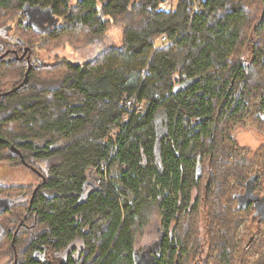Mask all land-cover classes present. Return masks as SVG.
<instances>
[{"label": "trees", "instance_id": "16d2710c", "mask_svg": "<svg viewBox=\"0 0 264 264\" xmlns=\"http://www.w3.org/2000/svg\"><path fill=\"white\" fill-rule=\"evenodd\" d=\"M161 1L0 0V30L10 22L27 32L15 42L0 36V53L28 46L38 57L30 69L26 60H0V162L36 177L32 184L0 185L16 188L11 195L37 189L23 264L247 261L236 255L245 251L240 244L231 249L232 226L245 212L255 219L246 202L254 188H264V145L249 159L231 132L264 78V0H201L199 10L195 0H176L170 11L158 8ZM24 6L49 8L55 22L37 28ZM113 22L122 31L119 45L107 34ZM71 33L77 49L94 53L44 64L41 52L50 41ZM161 35L172 41L157 48ZM61 65L65 71L57 73ZM26 73L27 81L19 80ZM131 96L142 110L125 106ZM159 114L165 130L157 147ZM196 162L203 169L198 178ZM91 173L105 180L97 184ZM17 207L22 214L25 206ZM153 207L161 217L159 239L138 249L135 233ZM260 213L264 218V205ZM261 234L247 244L259 257L252 264H264ZM34 250L45 258L34 259ZM141 251L146 255L136 260Z\"/></svg>", "mask_w": 264, "mask_h": 264}, {"label": "rangeland", "instance_id": "374dc122", "mask_svg": "<svg viewBox=\"0 0 264 264\" xmlns=\"http://www.w3.org/2000/svg\"><path fill=\"white\" fill-rule=\"evenodd\" d=\"M75 1L76 0H72L73 3ZM166 1L172 2L173 7L176 4V0H166ZM199 2H201V0H195L196 6L200 4ZM193 6L195 7L194 4ZM38 18H39V22H38L39 29L41 30L46 28L47 24L55 22V18L51 14H49L47 17H38ZM8 24H10V22ZM4 27L5 26H3L1 29H4ZM22 32L25 33L24 35H26L27 33L26 31H22ZM22 32L19 30H14V29L11 30L12 35L16 38L22 37L23 36ZM74 34L75 33L65 34V35H62L56 38L55 40L50 41V44H49L50 47L48 49H44L41 52V56H40L42 58L41 61L44 62V64H53L54 62L57 61L55 57L59 55L58 58L64 57L73 62H77L79 59H83L84 57L89 56L92 53H94V49L91 47L85 48L83 50L77 49L76 46L73 44V42L76 41V37ZM107 34L111 35L116 45L120 44L122 31L118 23H114V22L109 23ZM156 39H157V44L155 40V44H156L155 47L159 48L161 47L163 42H161L158 39V36L156 37ZM5 70H9V72L12 71L11 68H6ZM54 70L60 71L57 73H61L65 71L63 65H61L60 67L59 66L56 67ZM17 72H19V70H17ZM9 75H11V73L6 74L5 77ZM22 75L23 74H21V79L19 80H24V78H22ZM158 118L159 119H157L156 127L159 131L158 136H162L165 130V125H164L165 119L164 117H162V114H159ZM255 126L256 125L253 124L250 120H246V122L242 126H240L239 124H236L235 129L237 128V133H236L235 142L245 152L246 150H249V151L254 150L258 145H260L261 141L264 142V138L262 139L261 133H259L255 129ZM14 127L15 126H11V129L13 130V132H15ZM250 147L252 148L249 149ZM4 153H6L5 149H4ZM9 165L0 162V185L7 186L10 184H14V183H23V184L34 183V180L36 179V177L30 171H26L22 169L21 166L15 167L11 164ZM91 171L92 170L90 169L87 172L88 176H90ZM253 172L255 171H252L251 173ZM261 182H262V185H264V178H261ZM0 191L3 194H9V192H12V193L17 192L16 188H12L11 186L8 188V191H4L3 189H1ZM160 220H161V217L158 213V210L155 209L154 207L152 209H149V215H148L147 222L145 223L142 229H140L139 231L135 233L134 238H135L136 248L143 249L147 245L154 246L157 243L159 239V233L161 231V229H159ZM199 223H200L199 226L201 227V219ZM228 223H230L229 220H228ZM232 229L233 230L235 229V237H234V244L232 245L231 249L234 250L235 246H239L240 244L243 248L241 250H245V251L236 253V255L240 256V254H244L245 256H247V261H245L243 264H252L253 259L255 260V262H258L259 257L257 255V251H255V247H251V246L248 247L247 244H248V238L250 237V235L254 233L255 230H260L257 234H259L261 231H264V224L258 223L254 218H252L251 212H245L243 218L240 220V224L236 226H232ZM261 235L264 237V234H261ZM255 243H256V246L259 247L260 242L256 240Z\"/></svg>", "mask_w": 264, "mask_h": 264}, {"label": "flooded vegetation", "instance_id": "af4514ba", "mask_svg": "<svg viewBox=\"0 0 264 264\" xmlns=\"http://www.w3.org/2000/svg\"><path fill=\"white\" fill-rule=\"evenodd\" d=\"M13 26V27H11ZM39 28V26H38ZM14 29L13 24L7 25L4 29L0 30V36L8 41V42H15L19 40V38H16L12 35L11 30ZM255 32L250 31L249 35L252 36ZM264 44V41H263ZM28 46L21 47H6L4 48V51L0 53V60H11L14 58L15 60H26L28 63L27 69L31 68V61L34 62L38 60L35 57H31V51L28 50ZM264 56H261V64L263 66L264 72ZM27 76V74H25ZM24 82V81H23ZM186 84L191 83L190 80L186 79L183 81ZM245 110L244 115L241 117L236 118L235 120V127L236 124H239L242 126L246 120H250L253 124H255V129L261 133L262 139L264 138V78H262L260 89L259 90H250L249 96L245 102ZM157 126V124H156ZM233 128L231 132V137L233 140H236V133L237 128ZM239 128V127H238ZM157 134L159 133L157 127H156ZM264 145V142H260V145H258L254 150L249 151L246 150L247 157L251 159V157L255 154L256 150ZM250 147L249 149H251ZM13 150V149H12ZM14 151V150H13ZM16 152V151H14ZM17 153V152H16ZM21 154V153H18ZM199 160V157H198ZM261 165L264 166V159L260 160ZM200 166V175L202 174V164L200 162H196V169ZM256 172V171H255ZM246 185L244 186L245 190L247 188V182H245ZM244 190V192H245ZM37 189L34 188L32 193L28 195L27 191H23L20 194L15 195H0V210H4L9 203L12 204L10 209L0 212V264H23L26 260V254L27 251V245H28V231L34 227V224H30L29 222V208H31L33 198L36 194ZM242 192V191H240ZM243 193V192H242ZM1 194V193H0ZM240 194V193H239ZM236 198V197H235ZM233 200L236 204H238L237 199ZM11 199V200H10ZM5 204V207L2 205ZM248 204V207H252L253 214L255 215V219L258 223L264 224V218L261 215V208L264 205V188L263 190H257L254 188V191L250 193V198L246 202ZM18 205H21L20 208L25 206V209L19 212ZM19 212V213H18ZM260 230H255L252 235L248 238V244L252 245L256 237L258 236V232ZM157 240V239H156ZM155 240V241H156ZM154 241V242H155ZM154 244V243H153ZM150 247L153 245H149ZM155 246V245H154ZM148 247V246H147ZM31 256L34 259H44L45 255L40 250H34L31 253ZM56 257H59V255H56ZM61 259V258H60ZM47 262L52 261L49 257L46 258ZM41 262V260H40Z\"/></svg>", "mask_w": 264, "mask_h": 264}, {"label": "built area", "instance_id": "2783aa9c", "mask_svg": "<svg viewBox=\"0 0 264 264\" xmlns=\"http://www.w3.org/2000/svg\"><path fill=\"white\" fill-rule=\"evenodd\" d=\"M172 7H173L172 2L166 1V0H164L158 4V8L162 11H170L172 9ZM194 8L199 10L201 7L195 6ZM160 41L163 42L162 45H165V44L170 43L172 40L169 39L166 35H162L160 37ZM125 106L127 108H130V110H132V111L138 112V111L143 109V102L139 101L135 96H131L130 98L125 100ZM126 118H128V115H124V119H126ZM117 133H118V130H112L110 132V136L112 138H115ZM100 167L102 170H104V171L106 170L105 164H102ZM103 180H105V177L104 176L102 177V175H95L94 176V181L97 184H100Z\"/></svg>", "mask_w": 264, "mask_h": 264}, {"label": "water", "instance_id": "95a60500", "mask_svg": "<svg viewBox=\"0 0 264 264\" xmlns=\"http://www.w3.org/2000/svg\"><path fill=\"white\" fill-rule=\"evenodd\" d=\"M23 8L25 10V14H26V17H27L26 21L32 22L33 25L35 24L37 28L39 26L38 25V22H39V18L38 17H47L49 14H51L49 8H42L40 6H24ZM44 29H42V30H44ZM263 63H264V60H263ZM194 80L195 79H193V81ZM23 81L24 82L27 81V76L24 77ZM160 139H161V137L157 136V141H156V145L157 146L159 145ZM11 149L16 151L17 153H20V151L14 146H11ZM22 161H23V159H22ZM199 175H200V166H198L197 169H196V178H198ZM86 183H89V184L93 185V183L91 181H89V180ZM3 206L5 207V204H3L2 207ZM11 206H12V204L9 203L7 207H11ZM263 216H264V214H263ZM153 249H155V248H153ZM145 255H146L145 251H143V252L142 251L141 252H134V257H135L136 260L140 259L141 257H143Z\"/></svg>", "mask_w": 264, "mask_h": 264}, {"label": "bare ground", "instance_id": "6f19581e", "mask_svg": "<svg viewBox=\"0 0 264 264\" xmlns=\"http://www.w3.org/2000/svg\"><path fill=\"white\" fill-rule=\"evenodd\" d=\"M161 2H162V1H161ZM159 3H160V2H159ZM159 3H158V4H159ZM161 36H162V35H161ZM161 36L158 37L159 40H160V37H161ZM183 83H184V82H183ZM160 137H161V136H160ZM156 141H157V139H156ZM156 146H157V145H156ZM157 147H158V146H157ZM91 170H92V169H91ZM195 177H196V176H195ZM89 179L94 181V176H93L92 173H91V177H89Z\"/></svg>", "mask_w": 264, "mask_h": 264}]
</instances>
